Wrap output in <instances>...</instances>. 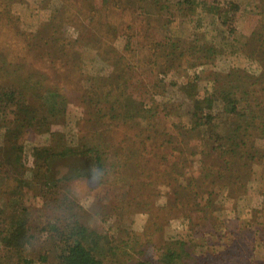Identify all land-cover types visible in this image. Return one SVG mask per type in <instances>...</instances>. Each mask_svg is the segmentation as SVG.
Instances as JSON below:
<instances>
[{
  "label": "rangeland",
  "instance_id": "1",
  "mask_svg": "<svg viewBox=\"0 0 264 264\" xmlns=\"http://www.w3.org/2000/svg\"><path fill=\"white\" fill-rule=\"evenodd\" d=\"M80 225L101 264H264V0H0V264Z\"/></svg>",
  "mask_w": 264,
  "mask_h": 264
},
{
  "label": "trees",
  "instance_id": "2",
  "mask_svg": "<svg viewBox=\"0 0 264 264\" xmlns=\"http://www.w3.org/2000/svg\"><path fill=\"white\" fill-rule=\"evenodd\" d=\"M183 1L184 0H179V3L182 4ZM186 91L189 96H193L196 90L194 87H191ZM18 230L20 229L18 228ZM71 232H72L71 237H73L74 235H76L77 237L75 236L71 238L72 239L71 242L67 244L66 250L62 253L63 255L62 264H101V262L97 258L96 253L85 245V242L82 240V238H79V237H86V238L88 237L93 241L96 240V237L95 239L94 238L92 239V236L95 235V233H93L92 231L91 234L90 233L88 234V229L84 227V225H80L78 227L73 228ZM11 233H13L14 235H18L17 229L13 230ZM173 255H175L178 258L179 257L181 258V255L178 254L177 252H175Z\"/></svg>",
  "mask_w": 264,
  "mask_h": 264
}]
</instances>
